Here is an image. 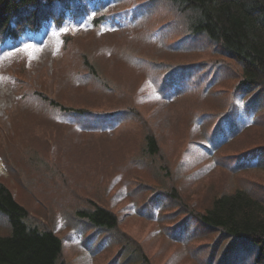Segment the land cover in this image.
I'll list each match as a JSON object with an SVG mask.
<instances>
[{"label":"rangeland","instance_id":"1","mask_svg":"<svg viewBox=\"0 0 264 264\" xmlns=\"http://www.w3.org/2000/svg\"><path fill=\"white\" fill-rule=\"evenodd\" d=\"M150 1L81 0L84 17L70 5L63 24L47 20L35 34L0 40V181L29 225L61 238L64 264H209L211 248L222 258L229 239L205 231L189 246L184 219L198 216L212 192L264 187L263 171L217 168L222 149L264 145L252 127L228 147L223 140L234 112L240 131L264 112L255 108L259 90L244 101L238 67L183 35L164 0L141 14ZM52 101L82 112H60ZM93 116L106 123L91 126ZM94 206L114 214L113 229L85 228L77 214ZM9 231L0 215V235ZM234 245L232 254L243 246Z\"/></svg>","mask_w":264,"mask_h":264},{"label":"trees","instance_id":"2","mask_svg":"<svg viewBox=\"0 0 264 264\" xmlns=\"http://www.w3.org/2000/svg\"><path fill=\"white\" fill-rule=\"evenodd\" d=\"M56 1L58 0H0V40L4 37L14 38L26 26L33 25L34 18L38 21V15L44 14V7ZM164 1L176 15L178 13L181 16L183 28L180 31L183 35L185 33L191 42L202 41L214 46L220 56L226 57L238 67L241 80L237 93L245 101L250 88L259 90L253 99L263 97V100L255 108H261L260 111L264 109V0ZM152 2L156 3V0ZM170 24L171 22L165 26ZM6 31L10 34H6ZM161 43L164 42H160L158 46ZM194 64L180 65L175 70L193 69ZM160 66L166 67L167 64ZM177 72L181 76L191 77V73L187 71ZM166 77L168 81L164 87L171 89L169 86L175 83L170 81L173 77L170 73ZM169 91L171 90L163 93ZM52 104L58 106L56 102L52 101ZM56 108L68 114L82 112ZM92 119L91 126H103L106 123L104 118L93 116ZM240 125V120H235L234 112L227 126L228 133L223 135L224 145L228 144L226 147L248 128L264 132V112L254 118L252 125L243 131L239 130ZM145 143L150 154L158 152V144L153 135H147ZM218 159L222 160H217V168L231 173L248 170L264 173V145L259 142H250L239 149H222ZM212 194L213 198L202 197L199 200L202 206L198 209V216L191 215L184 219L182 241L192 246L206 239L203 232H220L229 240L222 249V258L220 255L216 256L211 248L209 264H264V187L250 183L243 190L239 188ZM0 215L7 219L10 230L7 235H0V264H64L60 261L61 238L51 230L29 225L27 210L19 205L2 181ZM77 217L84 220L86 229L108 231L116 226L114 214L101 206L82 210ZM234 244H243L236 254H232ZM215 257L216 260H212Z\"/></svg>","mask_w":264,"mask_h":264},{"label":"bare ground","instance_id":"3","mask_svg":"<svg viewBox=\"0 0 264 264\" xmlns=\"http://www.w3.org/2000/svg\"><path fill=\"white\" fill-rule=\"evenodd\" d=\"M1 92H3V91H1ZM3 94V93H2Z\"/></svg>","mask_w":264,"mask_h":264}]
</instances>
